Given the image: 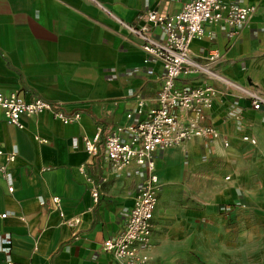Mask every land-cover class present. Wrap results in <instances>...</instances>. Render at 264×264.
Here are the masks:
<instances>
[{"label": "crops", "instance_id": "crops-1", "mask_svg": "<svg viewBox=\"0 0 264 264\" xmlns=\"http://www.w3.org/2000/svg\"><path fill=\"white\" fill-rule=\"evenodd\" d=\"M95 1L127 24L149 11L173 15L186 2ZM226 1L251 7L247 22L231 29L204 25L189 54L206 64L216 51L212 71L264 98V0ZM150 35L162 38L157 27ZM161 83L159 63L91 1L0 0V93L14 91L24 102L39 98L78 116L62 124L43 112L22 117L17 129L0 111V147L15 153L0 173V264H117L101 243L122 230L145 172L134 165L114 171L102 140L117 126L142 120L156 106ZM175 85L222 92L202 113V124L218 137L154 153L158 191L147 264H202L209 220L220 208L235 215L242 205L264 206V109L252 110L248 100L201 74L180 76ZM136 96L144 103L140 116ZM95 133L98 152L89 156L82 138ZM244 135L255 145L242 142ZM86 178L97 190L95 203ZM51 196L59 197L62 217L51 209ZM73 217L76 224L63 223Z\"/></svg>", "mask_w": 264, "mask_h": 264}, {"label": "built area", "instance_id": "built-area-1", "mask_svg": "<svg viewBox=\"0 0 264 264\" xmlns=\"http://www.w3.org/2000/svg\"><path fill=\"white\" fill-rule=\"evenodd\" d=\"M96 7L113 19L121 28L139 41V48L147 57L159 63L162 70V83L155 95V104L144 112V118L126 126H117L109 131L102 140L104 158L112 169L120 172L134 165L137 170L145 172V178L137 184L132 205L124 221L122 230L114 237L101 243V250L108 253L117 264H147V252L150 248L151 217L156 204L158 181L154 173V153L179 146L191 138L216 139L217 131L202 124L203 110L211 106L213 99L222 92L210 85L196 87L176 86L178 77L201 74L209 80L220 84L224 90H231L235 97L249 101L254 111L264 109V98L255 90L236 84L210 69V65L218 59L216 51H210L206 64L199 63L189 54L190 42L203 34L204 25L218 24L222 28L231 29L244 25L252 13L251 7L238 6L226 0H186L180 10L168 16L149 11L144 15L151 26H139L138 23L127 24L113 16L105 7L95 0H89ZM144 15L138 17V21ZM157 27L162 38L150 35L151 29ZM134 113L143 114L144 103L138 96ZM0 111L7 124L22 129L21 118L35 116L43 112L49 113L62 124L73 123L77 115L67 116L59 108L39 98L24 102L16 92L0 93ZM129 118V115H127ZM125 133L126 138L120 134ZM242 142L255 145V139L242 136ZM98 133L88 139L82 138L83 149L89 156L96 155ZM224 147L227 143L222 144ZM0 173L4 175L6 167L14 161L13 151H3L0 147ZM91 201L96 202L97 190L89 178ZM12 192V186L6 188ZM51 209L62 217L60 199L51 196ZM264 217V213L262 215ZM4 217V215H0ZM67 225L77 223L75 217L63 221Z\"/></svg>", "mask_w": 264, "mask_h": 264}, {"label": "rangeland", "instance_id": "rangeland-1", "mask_svg": "<svg viewBox=\"0 0 264 264\" xmlns=\"http://www.w3.org/2000/svg\"><path fill=\"white\" fill-rule=\"evenodd\" d=\"M254 206L242 205L235 215L224 206L222 217L210 218L202 264H264V206Z\"/></svg>", "mask_w": 264, "mask_h": 264}, {"label": "water", "instance_id": "water-1", "mask_svg": "<svg viewBox=\"0 0 264 264\" xmlns=\"http://www.w3.org/2000/svg\"><path fill=\"white\" fill-rule=\"evenodd\" d=\"M138 25L139 26H151L152 25V23L151 22H149V21H147V18H146V16L144 15L143 17H142V19L138 22Z\"/></svg>", "mask_w": 264, "mask_h": 264}]
</instances>
